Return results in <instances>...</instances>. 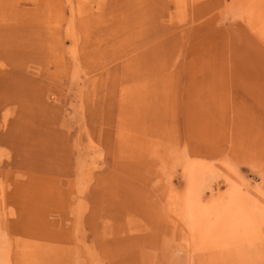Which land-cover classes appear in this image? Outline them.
I'll return each instance as SVG.
<instances>
[{"label": "rangeland", "instance_id": "374dc122", "mask_svg": "<svg viewBox=\"0 0 264 264\" xmlns=\"http://www.w3.org/2000/svg\"><path fill=\"white\" fill-rule=\"evenodd\" d=\"M3 252L264 264V0H0Z\"/></svg>", "mask_w": 264, "mask_h": 264}, {"label": "bare ground", "instance_id": "6f19581e", "mask_svg": "<svg viewBox=\"0 0 264 264\" xmlns=\"http://www.w3.org/2000/svg\"><path fill=\"white\" fill-rule=\"evenodd\" d=\"M183 184V183H182ZM185 191V190H184ZM180 192V191H179ZM185 192H183V194H184ZM242 196V198L244 199V196L243 195H241ZM184 200V199H183ZM199 196L197 195V193L195 192V191H193L192 192V200H191V207H192V209L194 210L195 209V207H196V205L198 204V202H199ZM242 200V199H241ZM242 203V202H241ZM183 206V205H182ZM244 206V205H243ZM183 208V207H182ZM244 209V208H243ZM241 210H242V208H241ZM252 219H255V215L252 217ZM260 221V220H259ZM0 257H1V260H2V263H5L6 262V257H7V255H6V252H3V253H0Z\"/></svg>", "mask_w": 264, "mask_h": 264}]
</instances>
